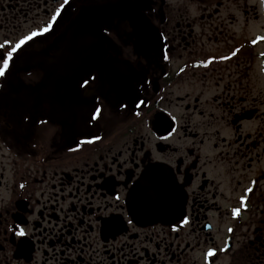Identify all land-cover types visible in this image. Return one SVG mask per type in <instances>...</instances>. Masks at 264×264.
Listing matches in <instances>:
<instances>
[{
    "label": "flooded vegetation",
    "instance_id": "flooded-vegetation-1",
    "mask_svg": "<svg viewBox=\"0 0 264 264\" xmlns=\"http://www.w3.org/2000/svg\"><path fill=\"white\" fill-rule=\"evenodd\" d=\"M235 1L69 0L26 46L0 77V264H264V32L244 0L236 35ZM61 3L0 0V42Z\"/></svg>",
    "mask_w": 264,
    "mask_h": 264
},
{
    "label": "snow or ice",
    "instance_id": "snow-or-ice-1",
    "mask_svg": "<svg viewBox=\"0 0 264 264\" xmlns=\"http://www.w3.org/2000/svg\"><path fill=\"white\" fill-rule=\"evenodd\" d=\"M69 0H63V3L59 4L57 7H55L54 11L52 12L49 20L44 24L43 27H39L37 30H30L26 34L20 35L16 40H9L7 38L3 39L2 42H0V77H5L8 75L11 70L16 66L17 61L20 59L22 52L26 48V46L29 45L30 42H33L34 39L37 36H42L45 33H48L52 30L53 26L56 24L58 18L62 14V10L64 9L65 5H67ZM107 32V29H105ZM260 40L264 41V37H260ZM257 41L253 40V44H255ZM238 51V50H237ZM129 56H139L140 53L137 49L133 48L128 51ZM232 55H236V52H233ZM161 56L163 59L168 60L170 57L167 54V51L164 49V46L162 45V51ZM228 56L220 57V59H229ZM215 59V57H213ZM210 62V61H209ZM97 80V77L95 75L89 74L87 78H84L82 80V83L80 84V87L82 89L87 90L88 88L92 87V85ZM97 105H94L92 113L90 115V120H97L102 115V108L99 106V97H96ZM133 105L137 108L144 106L146 104V101L144 99H141L139 96H136L135 99L131 101ZM124 108H127V104L121 105ZM140 113H136V115H139ZM39 123L41 125H47V120H40ZM171 135V133L169 134ZM100 139L99 137H92L91 139H84L82 143H91L93 140ZM23 187V185H21ZM246 191H251V189H247ZM117 200H119V196L116 197ZM241 202L246 200V197L241 196L240 197ZM240 211L239 208H236L233 210V214H238ZM184 223H187V219H183ZM131 223V221H129ZM231 231V229H229ZM19 236H24L25 232L23 228H20L18 232L16 233ZM223 250V249H222ZM216 254V249H209L206 253L207 257H214Z\"/></svg>",
    "mask_w": 264,
    "mask_h": 264
},
{
    "label": "rangeland",
    "instance_id": "rangeland-1",
    "mask_svg": "<svg viewBox=\"0 0 264 264\" xmlns=\"http://www.w3.org/2000/svg\"><path fill=\"white\" fill-rule=\"evenodd\" d=\"M243 1L244 0H236L235 3L233 4V6H234L233 10H234L235 16L239 19V20H235V22H234V24L232 26L234 31L236 32V35L241 34L242 33V29L244 28V19L242 17H244L245 5H244ZM248 3H250L252 6H256V5L253 4V3H256V0H248ZM249 9L251 11L254 10V8H249ZM258 20L257 21H251L250 24H249V28H250V31H251V36L254 35V32H257V31H254V29L257 27ZM259 49H261V48H259ZM255 73H259L260 74V65H259V63L257 64V68L255 70Z\"/></svg>",
    "mask_w": 264,
    "mask_h": 264
}]
</instances>
